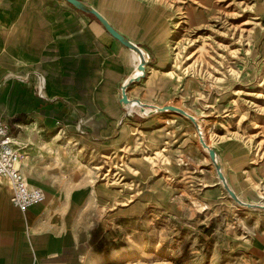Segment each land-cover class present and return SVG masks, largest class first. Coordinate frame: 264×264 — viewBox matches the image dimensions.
I'll return each instance as SVG.
<instances>
[{
    "label": "rangeland",
    "instance_id": "374dc122",
    "mask_svg": "<svg viewBox=\"0 0 264 264\" xmlns=\"http://www.w3.org/2000/svg\"><path fill=\"white\" fill-rule=\"evenodd\" d=\"M124 1L156 32L135 98L196 118L232 191L264 206V0ZM25 128L22 172L46 197L27 229L44 262L264 264V209L231 200L187 118L133 110L101 143Z\"/></svg>",
    "mask_w": 264,
    "mask_h": 264
},
{
    "label": "crops",
    "instance_id": "0c3cea01",
    "mask_svg": "<svg viewBox=\"0 0 264 264\" xmlns=\"http://www.w3.org/2000/svg\"><path fill=\"white\" fill-rule=\"evenodd\" d=\"M79 1L149 59L145 44L156 34L149 16L124 0ZM138 64V56L92 15L65 0H0V120L10 134L22 129L13 136L18 145H24L26 123L101 143L117 139L133 110L155 114L121 103L122 86L138 75ZM142 81L127 87L129 101H140L135 93ZM0 186V264H63L39 259L42 253L35 246L40 240L27 229L41 220L46 204L22 214L10 203L7 183L0 180Z\"/></svg>",
    "mask_w": 264,
    "mask_h": 264
},
{
    "label": "built area",
    "instance_id": "2783aa9c",
    "mask_svg": "<svg viewBox=\"0 0 264 264\" xmlns=\"http://www.w3.org/2000/svg\"><path fill=\"white\" fill-rule=\"evenodd\" d=\"M12 137L0 120V180L8 185L11 205L24 214L32 206L42 204L46 197L43 189L29 184L22 172L20 149Z\"/></svg>",
    "mask_w": 264,
    "mask_h": 264
},
{
    "label": "water",
    "instance_id": "95a60500",
    "mask_svg": "<svg viewBox=\"0 0 264 264\" xmlns=\"http://www.w3.org/2000/svg\"><path fill=\"white\" fill-rule=\"evenodd\" d=\"M67 3H69L70 5H72L73 7H75L76 9L92 15L102 26L103 28L114 38L116 39L119 43H121L123 46H125L126 48L138 53V55L140 56V62L137 66V69L139 71H141V75L131 78L126 84H124L122 86L121 89V103L126 105L128 103V97L126 95V89L127 87L134 83V82H138L140 81L142 78H144L145 73H146V69H145V60L144 57L142 55V52L140 51L139 47H137L136 45H134L133 43L129 42L128 40H126L123 36H121L118 32H116L111 25L107 22V20L99 13L97 12L95 9L88 7L87 5H85L83 2L79 1V0H65ZM162 110H169V111H174L179 113V115L181 116H186L192 123L194 122L193 117L186 115V113L179 108H176L174 106H162L161 108ZM200 143L202 145L203 148H206L205 143L200 139ZM208 157L211 161V163L214 166L216 175H217V179L219 180V182L221 183L223 189L226 191V193L228 194V196L231 198V200L236 203L239 206H244L247 208H261L264 209V206H259V205H251V204H247L242 202L241 200L238 199V197L236 196V194L228 187L225 178L222 174V172L220 171V165L218 163H216L215 161V152L212 149L208 150Z\"/></svg>",
    "mask_w": 264,
    "mask_h": 264
},
{
    "label": "bare ground",
    "instance_id": "6f19581e",
    "mask_svg": "<svg viewBox=\"0 0 264 264\" xmlns=\"http://www.w3.org/2000/svg\"><path fill=\"white\" fill-rule=\"evenodd\" d=\"M140 49V48H139ZM132 51V50H131ZM140 51L142 52V55H143V57H144V60H145V64H147L148 63V60L146 59V53H145V51H142L141 49H140ZM134 52V51H133ZM137 56H138V58H139V62H140V56L138 55V53H136V52H134ZM136 72L138 73V75H136V76H132L131 78H134V77H137V76H139V75H141L142 73H141V71H139L138 69H137V67H136ZM128 82V81H127ZM126 82V83H127ZM136 104L138 107H140V109L142 110V112H145V111H147V110H149V113H165V112H172V113H177V112H174V111H169V110H162L161 108L162 107H156V106H152V105H145V104H142L140 101H129L128 100V103L125 105L126 107L127 106H129V105H131V104ZM175 107V106H174ZM177 108V107H176ZM180 109V108H179ZM183 110V109H182ZM184 111V110H183ZM185 113H186V115H188V116H191V117H193L192 115H190L189 113H187L186 111H184ZM148 114V113H147ZM177 114H179V113H177ZM185 118H187L186 116H184ZM188 119V118H187ZM193 119H194V122L192 123L189 119V121L192 123V125H193V127H194V129H195V132H196V135H197V141H198V143H199V145H200V147H201V149H202V151L206 154V155H208V150L209 149H211V147L209 146V144L206 142V140H205V138H204V134H203V132H202V126L200 125V123H199V121L196 119V118H194L193 117ZM200 139L205 143V145H206V148H203L202 147V145H201V143H200ZM12 140H13V142L16 144V139H14L13 137H12ZM215 161H216V163H218L219 164V162H218V158H217V155H215ZM213 165V164H212ZM220 165V164H219ZM214 167V166H213ZM220 171L222 172V167H221V165H220ZM216 173V172H215ZM222 174H223V176H224V173L222 172ZM217 176V175H216ZM224 178H225V181H226V183H227V185H228V182H227V180H226V177L224 176ZM219 181V180H218ZM220 183V182H219ZM221 184V183H220ZM222 186V185H221ZM228 187L230 188V186L228 185ZM231 189V188H230ZM232 190V189H231ZM234 192V191H233ZM237 196V195H236ZM238 197V196H237ZM238 199H239V197H238ZM240 200V199H239ZM244 207V206H243Z\"/></svg>",
    "mask_w": 264,
    "mask_h": 264
}]
</instances>
